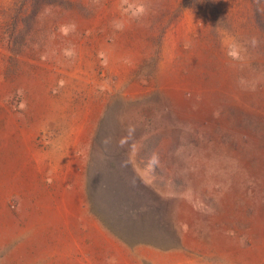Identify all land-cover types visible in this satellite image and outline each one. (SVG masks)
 Wrapping results in <instances>:
<instances>
[{
  "label": "rangeland",
  "instance_id": "1",
  "mask_svg": "<svg viewBox=\"0 0 264 264\" xmlns=\"http://www.w3.org/2000/svg\"><path fill=\"white\" fill-rule=\"evenodd\" d=\"M83 210L84 264H264V0H0V264Z\"/></svg>",
  "mask_w": 264,
  "mask_h": 264
},
{
  "label": "crops",
  "instance_id": "2",
  "mask_svg": "<svg viewBox=\"0 0 264 264\" xmlns=\"http://www.w3.org/2000/svg\"><path fill=\"white\" fill-rule=\"evenodd\" d=\"M91 212L92 211H88V210H83L81 213L77 211V213L74 215L75 218H71L70 221L73 223L75 227L77 226L76 230L79 229V231L83 232L82 235L77 234L76 237L69 236L67 238L69 242L70 241L72 242H70L67 245L68 248L65 254L62 251L61 256L55 255V257L47 261L43 260L44 256H40V258L43 260V263L45 264H84L81 259L83 257H80V256H83V253H85L86 251H90L92 248H94V251L92 252L93 255L96 254L94 256H98L99 258L104 257L106 255V243L107 242H109L110 249L113 250V257L116 258L119 255V251H121L122 248H125V246L123 245L125 239L123 237L121 238L115 235L117 234L115 231L113 232L114 236L112 234L110 236H107L108 225L106 223V220L102 217H99L98 213L95 216L98 218H95L93 216L94 213H92L91 215ZM87 227L89 229H87ZM107 237H110L109 241H107ZM58 238H59L58 235H55L53 237L51 235L49 239L45 237L44 242L49 241L50 248H54L57 251L59 248ZM92 241L94 245H92ZM77 247H79L77 249L78 252L76 251L75 253V250ZM46 258L48 259V256ZM34 260L39 261L38 257H35ZM122 262L126 263L127 261L123 258ZM28 263H31V261H28Z\"/></svg>",
  "mask_w": 264,
  "mask_h": 264
}]
</instances>
